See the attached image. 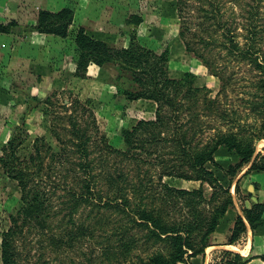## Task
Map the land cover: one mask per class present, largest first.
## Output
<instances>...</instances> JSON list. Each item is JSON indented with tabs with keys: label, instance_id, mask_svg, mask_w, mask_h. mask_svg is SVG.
<instances>
[{
	"label": "trees",
	"instance_id": "trees-1",
	"mask_svg": "<svg viewBox=\"0 0 264 264\" xmlns=\"http://www.w3.org/2000/svg\"><path fill=\"white\" fill-rule=\"evenodd\" d=\"M197 1L204 13L191 19L182 14L185 20L179 33L186 48L221 79V88L215 96L210 95L208 87L196 83L197 74L191 70L180 79L168 73L165 63L170 58L169 49L153 51L135 36L128 46L116 47L89 34L84 27L79 29L75 75L86 76L91 63H118L119 77L127 75L137 81L138 87L117 85V91L128 99L154 100L155 117L141 118L133 126L123 127L121 146L115 147L105 140L108 149L97 154L91 148L92 143L99 144L98 139L94 142L97 134H89L88 128L72 113L69 126H63L71 137H64L54 129L59 143L56 147L45 137L37 136L34 150L22 155L19 146L29 131L24 136L22 132L13 133L3 148L0 162L4 172L18 180L22 204L10 214L11 223L2 231L3 264H24L20 240L27 232L36 230L39 241L42 244L45 241L49 250L57 254L73 248L84 234L104 231L87 257L88 264H178L205 253L211 244V233L228 209L235 206L231 185H224L213 169L221 164L215 156L217 150L225 147L239 158L227 169L233 177L245 165H250L247 171L264 170V150L256 149L257 141L264 139V50L260 46L264 44V26L257 21L258 3H247L245 11L250 21L242 44L238 31L222 19L219 1ZM182 2L186 1L177 0L178 10L182 9ZM242 4L233 0V6ZM71 14L68 6L58 11L41 8L32 26L41 32L66 36ZM16 24L14 20L9 23L0 20V32L11 31ZM195 37L204 45L194 42ZM212 42L223 43L238 60L257 68L258 75L244 110L221 102L220 94L226 93L230 77L218 69L213 55L205 51V45ZM92 126L97 127L95 117ZM104 153L109 155L108 161L118 155V162L125 160L129 169L116 163L109 168ZM153 173H157L161 191L153 189ZM168 178L199 180L200 184L176 186ZM205 182L213 188L209 197L204 191ZM59 190L68 208L60 215L54 209L53 199ZM235 190L240 194L238 181ZM82 208H88L89 222L78 217ZM241 209L226 243H237L247 231V222L253 230L264 227V200L251 206L241 204ZM45 254L43 251L42 255ZM66 256L75 264L68 252L62 255ZM260 256L264 261V253ZM245 259L240 264H246L249 258ZM47 262L44 259L43 264Z\"/></svg>",
	"mask_w": 264,
	"mask_h": 264
},
{
	"label": "rangeland",
	"instance_id": "rangeland-1",
	"mask_svg": "<svg viewBox=\"0 0 264 264\" xmlns=\"http://www.w3.org/2000/svg\"><path fill=\"white\" fill-rule=\"evenodd\" d=\"M95 1L92 5L93 13H91L90 19L84 20L82 18L87 14L82 11L79 14L76 12L77 2L75 0H62V5L54 11L65 6L71 8L72 14L69 18L67 35L59 36L54 33H47L48 38L45 41L47 45L45 46L49 49L48 54L44 53L45 49L39 45L38 37L30 36L32 32H41L32 26L36 24L38 15L34 21L21 25L16 30L18 39L29 37L30 43H26L23 48V45L19 44L15 48V54L22 55L24 59L22 65H25L22 70L27 69L32 75L23 76L20 68H17L19 64L10 70L3 69V65H0V155L3 153L7 141L15 132H22V136H24L25 131H29L27 138H24L23 144L19 146V153L22 155L34 150V139L37 136L45 137L46 141L54 147L58 146L54 129L64 137H71L63 129L64 125L69 126L71 113L88 128L89 134H97L94 136V142L97 143L96 140L98 139L99 144L92 143L91 145L95 151L94 154L99 153L101 149H108L105 140L115 147L121 146L123 127H131L141 118L155 117L156 102L154 100L146 98L128 99L117 91V85L131 89L138 87L137 81L127 75L119 77L118 63L108 62L103 65L91 63V71L89 72L88 67L86 76L75 75L76 36L81 27H84L94 37L105 39L116 47L128 46L130 38L135 36L144 47L153 51L162 52L169 49L170 58L165 63V68L171 76L180 79L187 70H191L197 74L196 83L202 87H208L211 96H215L221 88V79L211 73L208 65L199 56L186 48L179 33L181 24L185 20L182 14H185V18L191 19L204 13L200 7V2L182 0L186 2H182L180 5L182 9L178 10L177 0ZM217 1H219L224 13L222 19L226 20L233 30L235 28L234 31H238L239 34H237L242 44L243 36L246 33V24L250 21V18L247 19L248 13L245 11L249 7L247 3H258L260 16H255L260 22V26H264V0H240L243 4L236 6H233V0ZM203 4L206 5V2L204 1ZM233 8L241 13H233ZM12 20L17 21V24L11 31L20 24L15 18L4 22L9 23ZM193 25L195 24L193 23ZM191 37L193 39V34ZM222 38L223 36H220V39ZM2 39L0 38V42H3ZM194 42L204 45L203 42H198L197 37H195ZM5 44L2 43V46ZM222 44L212 42L204 47L205 51L213 55L214 64L218 69L230 77L227 91L220 94V99L223 105L230 103L244 110L247 98L253 91L252 85L258 71L254 65L234 57ZM260 46L264 50V44ZM27 57L32 62H26ZM70 61L73 63V71H69ZM46 74L52 75L46 77L44 76ZM48 96L50 97L47 101ZM70 100L73 101V104L69 103ZM93 117L96 119L97 127L92 126ZM261 139L256 143L257 151L264 150V139ZM104 157L108 161L109 155L107 153H104ZM231 159L232 156L228 153L220 154L221 164L213 166L218 179L226 186L231 185L235 206L228 209L214 236L210 235L209 242L211 244H225L224 242L228 240L229 226L233 224L238 211L241 212V204L251 206L258 200H264V171H247L250 165H245L233 177L227 173V169L239 158H235L233 161ZM118 161L119 157L115 154L107 162V166L113 168L114 163H116V165L125 166L126 169H129L130 166L125 160L124 162ZM151 171L154 172L153 169ZM250 172L252 174H249ZM153 174L155 179L153 189L161 191L157 173ZM56 176L60 177L58 174ZM168 179L171 184L176 186L198 187L200 184L199 180ZM237 181L240 186V194L235 190ZM212 189L208 182L204 183V191L208 197ZM61 193L59 190L53 195L54 209L58 211V215L68 210L64 201L65 197H62ZM21 204V186L17 179L4 172V167L0 162V264H3L2 231L11 223L10 214L15 213ZM87 209L82 208L78 217L89 222L90 219L86 217ZM98 233H100L99 236H97ZM102 233L104 231L97 230L92 234H84L80 241L76 240L73 248L60 251L57 254L49 250L50 246L45 241L43 244L39 241L40 234L37 230L29 231L23 236V240H20V249L23 253L22 261L24 264H43L44 259H46L47 264H71L69 256L62 257L64 252H68L73 257L75 264H88L87 257L91 254L93 247L98 244V239H101ZM44 245L47 246L44 247ZM228 247L213 246L206 249L209 257L205 264L219 263L221 260L224 261L221 264L230 261H236L240 264L249 256L259 257L264 253V227H258L253 230V233H244L237 243ZM249 248L250 252H248ZM43 251L46 252L44 256L42 255ZM236 252L239 254L236 255ZM57 257L60 259H56ZM252 264H263V260L258 258Z\"/></svg>",
	"mask_w": 264,
	"mask_h": 264
},
{
	"label": "crops",
	"instance_id": "crops-1",
	"mask_svg": "<svg viewBox=\"0 0 264 264\" xmlns=\"http://www.w3.org/2000/svg\"><path fill=\"white\" fill-rule=\"evenodd\" d=\"M75 1L77 2L76 12L78 14L80 11L85 12L87 14V16L83 17L82 19L89 20L91 13H93L92 5L96 1L95 0H75ZM61 5H62V0H0V20L6 21V20H9L11 18H15L20 23L14 28L15 30H13L11 32H0V38H3L2 39L3 42H0V65H3V69H6V70L9 69L10 70L13 67L16 68L18 66L17 64H19V67H17V68H20V71L23 74V76L32 75L29 70H27V69L22 70V68H25V65L24 64L22 65V61H24V59L22 58V55H20L18 53L15 54V48L17 46H19V44L23 45L22 46V48H23L26 43H30V41L28 40L29 37L18 39L19 36L17 35L16 30L18 29L19 26L25 25L26 23H31L32 21H34L38 15L40 8H49V9L55 10L56 8H58ZM47 35L48 34L44 33V32H32L30 34V36H32V37H35V38L38 37V40L40 41V42H38L39 45L43 46V48L45 49L44 53L46 52L48 54L49 49H47L48 47L45 46V45H47V42L45 43V41L48 38ZM2 43H6V44L4 46H2ZM29 46L31 47V45H28V47ZM5 50H6V53H5ZM21 51L23 52L22 49H21ZM25 56H27V55L25 54ZM26 62L29 63L32 61H30L29 58L27 57ZM91 67H92V65L89 66V72L91 71ZM69 71H73L72 61L69 62ZM50 75H52V74H48V75L46 74L44 76L50 77ZM224 153H226V154L228 153L229 155H231L232 161L235 159V155H234L233 151H230L225 147H221L219 150H217L216 155H215L218 162L221 163V161L219 160V156H220V154H224ZM255 171H264V170H252V172H255ZM252 172H250L249 174H252ZM238 212H240V211H238ZM241 212H242V209H241ZM221 223H222V221L219 223L216 230L211 233V236H214V234L217 232L218 228H220ZM233 224H234V222H233ZM233 224L231 226H229L228 237L231 233V228H232ZM246 232L253 233V229L251 228V226L248 222H247V231ZM226 242L227 241L224 242L225 244H223V243L222 244H217V243L210 244L206 247V249L213 247V246H223V248H229L228 246L234 244V243H226ZM206 249H205V253H199L197 255H193L191 257H188L186 261H181L178 264H180V263H183V264H205L208 260V257H209V254L206 251ZM248 252H250V248L248 249ZM247 258H249V259L246 262V264H252V262L258 258L262 259L261 256L255 257L253 255H252V257L249 256ZM263 263H264V261H263ZM224 264H236V263H234V262H228L227 263L226 262Z\"/></svg>",
	"mask_w": 264,
	"mask_h": 264
}]
</instances>
